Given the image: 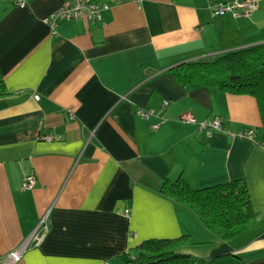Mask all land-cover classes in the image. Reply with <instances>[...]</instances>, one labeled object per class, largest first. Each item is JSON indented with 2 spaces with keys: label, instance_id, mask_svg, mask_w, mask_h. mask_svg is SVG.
<instances>
[{
  "label": "crops",
  "instance_id": "0c3cea01",
  "mask_svg": "<svg viewBox=\"0 0 264 264\" xmlns=\"http://www.w3.org/2000/svg\"><path fill=\"white\" fill-rule=\"evenodd\" d=\"M67 1L18 8L0 0V257L45 218V239L15 264H132L142 242L182 236L179 252L203 264H264L256 101L183 86L169 74L264 43V0L239 18L210 9L235 0H93L108 6L100 21H66L52 33L44 19ZM136 108L154 116L141 119ZM182 114L217 116L225 130L252 129L255 137H207L179 121ZM28 175L35 185L25 191ZM179 178L193 189L243 180L255 223L220 240L190 209L159 195L164 179Z\"/></svg>",
  "mask_w": 264,
  "mask_h": 264
},
{
  "label": "trees",
  "instance_id": "16d2710c",
  "mask_svg": "<svg viewBox=\"0 0 264 264\" xmlns=\"http://www.w3.org/2000/svg\"><path fill=\"white\" fill-rule=\"evenodd\" d=\"M183 86L196 85L256 101L264 137V43L227 51L209 59L183 62L169 70ZM0 94H5L0 76ZM160 196L190 209L202 225L224 242L243 233L256 221L246 184L234 180L205 189H193L183 179H164ZM187 237L142 242L132 264H203L179 252Z\"/></svg>",
  "mask_w": 264,
  "mask_h": 264
},
{
  "label": "built area",
  "instance_id": "2783aa9c",
  "mask_svg": "<svg viewBox=\"0 0 264 264\" xmlns=\"http://www.w3.org/2000/svg\"><path fill=\"white\" fill-rule=\"evenodd\" d=\"M29 0H12V4L18 8H23ZM108 9V6L100 5L93 0H69L63 3L58 9L52 11L44 19V22L48 25L49 29L54 32L58 24L66 21L86 19L88 21H100L101 14ZM212 15L215 17L223 15H232L235 18L249 17L253 12L258 9V0H235L226 3H214L210 6ZM34 100H38V96L33 97ZM168 106L167 101H162L161 109H165ZM134 114L141 119H148L154 116L153 110H146L143 108H136ZM70 118H72L70 116ZM179 121L186 124L196 125L198 129L205 133L207 137H210L215 132H225L230 137L249 138L254 139L255 132L252 129H247L239 133H233L225 130L223 127L222 119L215 116L208 120L198 121L190 114H182L179 116ZM161 123L151 125L152 130H157ZM49 140L50 137H43ZM260 147L264 151V142L259 143ZM35 185V179L32 175L25 176L22 180V189L31 190ZM120 214L126 218L129 217V211L123 210ZM48 224L45 218H43L34 232L18 247L9 251L4 256L0 257V264H15L20 261L22 254L31 246H39L45 239L48 233Z\"/></svg>",
  "mask_w": 264,
  "mask_h": 264
}]
</instances>
